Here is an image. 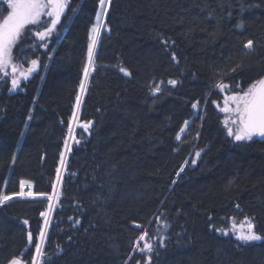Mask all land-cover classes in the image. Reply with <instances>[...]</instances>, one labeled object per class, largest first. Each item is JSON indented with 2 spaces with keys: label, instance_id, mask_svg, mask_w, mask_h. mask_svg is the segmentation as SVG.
Here are the masks:
<instances>
[{
  "label": "trees",
  "instance_id": "1",
  "mask_svg": "<svg viewBox=\"0 0 264 264\" xmlns=\"http://www.w3.org/2000/svg\"><path fill=\"white\" fill-rule=\"evenodd\" d=\"M98 10L69 0L51 38L13 47L39 68L1 100L0 196L23 180L32 198L1 203L0 264H30L41 228L42 264H264V241L233 230L264 236V138L228 137L217 87L264 77V0H111L85 79Z\"/></svg>",
  "mask_w": 264,
  "mask_h": 264
},
{
  "label": "snow or ice",
  "instance_id": "2",
  "mask_svg": "<svg viewBox=\"0 0 264 264\" xmlns=\"http://www.w3.org/2000/svg\"><path fill=\"white\" fill-rule=\"evenodd\" d=\"M7 4V14L0 15V71L6 70L10 65L13 69V79L12 87L16 88L19 84V79L16 77V73L19 71L20 78L27 79L38 65L37 60H31V67L27 70L20 71L17 66L12 63L13 56L12 50L13 47L17 44L19 37L23 33L24 29L28 25H39L43 30H38L35 32V36L39 38L40 41H45L47 37H50L53 31L56 29L57 24L61 21V16L64 15L65 9L69 7V0H5ZM111 3V0H99V10L96 12V23L91 28V43L88 46V65L84 68L85 79L89 75V67L92 64L93 49L97 42V37L100 34L101 28L104 25L101 23L102 18L107 14V6ZM74 11V10H73ZM42 17L51 18L50 21L42 22ZM242 26V25H238ZM167 43V42H165ZM46 46V45H41ZM246 49L251 50L253 47V41L248 40L244 44ZM172 59L175 60L176 57L173 54ZM241 67L237 65L232 68V72H236L237 69ZM121 71H125L121 69ZM7 75V73L5 72ZM127 74V73H126ZM170 84H176V81H169ZM221 90L226 89L227 85L221 83L217 85ZM234 87H239V85H234ZM81 89H84V83H81ZM154 91H159L157 86ZM242 94L232 95L225 98V107L222 111L230 112L235 115V119L225 120V125L227 126V135L229 137H234L235 141H249L254 136L264 137V77L253 82L246 91L241 89ZM79 97L77 101L79 102ZM232 102L235 104V108H229L228 103ZM192 107L197 108V104H193ZM91 122L82 125L85 131H87L89 124ZM235 125V130L233 127L228 126ZM188 122L185 121V125ZM71 132V127L69 128ZM184 131L183 128L180 130ZM180 139V136L177 135V140ZM79 141H77L78 143ZM63 156V154H62ZM196 156L199 157L200 153L197 152ZM63 163V160L61 161ZM185 163H188L187 161ZM191 163L195 164L196 161L193 160ZM183 171V167L180 169ZM59 172V169H57ZM179 175V173H177ZM25 181L20 182L21 192L20 195H24L23 188L25 186ZM175 183V181H173ZM32 195V193H28ZM11 196L2 195L0 196V203L10 200ZM51 200V197H49ZM239 207V205H237ZM52 205L49 204V210H51ZM41 216L47 217V213L42 212ZM25 224L28 221H24ZM78 224L79 221H76ZM247 227L243 224L237 229L235 221L233 222V230L236 234V238L239 241L248 243L253 241H264V236L258 235L253 229L254 225L250 220L246 218ZM48 220L45 219V225L47 226ZM219 231V229H217ZM223 235L228 233L224 231ZM46 229L41 228L39 232V242L35 244L36 255L32 258L30 264H42L41 258L44 256L43 246L46 239ZM147 232L144 235L139 237L140 241H144L147 237ZM29 244L33 243L32 233L29 232L27 236ZM160 247H163V241L160 242ZM147 250L148 253L154 251V246L152 243H145L143 248H140V251ZM62 252L63 250L60 249ZM152 257L148 256L147 264H151ZM9 264H24V261L19 257H14L9 261Z\"/></svg>",
  "mask_w": 264,
  "mask_h": 264
},
{
  "label": "rangeland",
  "instance_id": "3",
  "mask_svg": "<svg viewBox=\"0 0 264 264\" xmlns=\"http://www.w3.org/2000/svg\"><path fill=\"white\" fill-rule=\"evenodd\" d=\"M2 1H4V0H2ZM108 7V6H107ZM65 12H66V9H65ZM65 14V13H64ZM63 16V15H62ZM43 18V17H42ZM49 20V19H51V18H49V17H47V18H45L44 17V19L43 20ZM103 20H104V17L102 18V21H101V23L103 22ZM34 27H39V25H28V26H26L25 27V29H24V31H23V33L25 32V30L27 29V28H34ZM101 30H102V28H101ZM27 31V30H26ZM102 31H100V33H101ZM23 33L21 34V36L23 35ZM100 35V34H99ZM20 36V37H21ZM99 37V36H98ZM98 37H97V41H98ZM35 38V40H37V38L36 37H34ZM96 45H97V42H96ZM96 45H95V47H96ZM95 47H94V49H93V52H94V50H95ZM13 63V62H12ZM38 68H39V66L37 65V67H36V69H35V72H38ZM20 70V69H19ZM9 71H11V73L13 72V69H12V67H11V65L6 69V70H2V71H0V74L1 73H3V75L4 76H6V78H8V76H10L9 74H8V72ZM5 72L7 73V75L5 74ZM3 75H1V76H3ZM12 78V77H11ZM10 78V79H11ZM219 92H220V95H222L223 97H224V99L226 98V97H229V96H232L233 94H231V93H229L228 92V90L227 89H223V90H221L220 88H219ZM225 107V102H224V104H223V108ZM228 107L229 108H235V104L234 103H232V102H229L228 103ZM222 107L221 108H219V109H221V111H222V109H223ZM195 114H196V116L198 115V113L200 112V107L197 105V108H195ZM222 114L224 115V120H232V119H235L236 117H235V115L233 114V113H230V112H225V111H222ZM225 122V121H224ZM190 126V123H188L187 125H185L184 126V131L181 133V136H180V139L179 140H181L182 139V136H183V134L187 131V129H188V127ZM228 126H231V127H233V129L235 130V125H231L230 123H229V125ZM225 129H226V131H227V126L225 125ZM227 134V133H226ZM229 137V136H228ZM230 138H234V137H230ZM63 169V168H62ZM253 242H258V241H253Z\"/></svg>",
  "mask_w": 264,
  "mask_h": 264
},
{
  "label": "flooded vegetation",
  "instance_id": "4",
  "mask_svg": "<svg viewBox=\"0 0 264 264\" xmlns=\"http://www.w3.org/2000/svg\"><path fill=\"white\" fill-rule=\"evenodd\" d=\"M0 4H5V0L4 1L0 0ZM51 36L47 37L46 39L51 38ZM41 42H43V41H41ZM30 67H31V63H29V65L27 67L25 65H22L20 71L27 70ZM34 72H35V70L30 75H28L27 79H23V78H20V74H19V71H18L15 74L17 79H19V84L17 85L16 88L12 87L13 75H12V78L9 79V78H6V76H4L3 73H1L0 74V104H1L2 97L4 95H9V96L15 95L18 92V90L22 87L23 83L25 81H27L28 79H30L31 75L34 74ZM1 75H3V76H1Z\"/></svg>",
  "mask_w": 264,
  "mask_h": 264
},
{
  "label": "built area",
  "instance_id": "5",
  "mask_svg": "<svg viewBox=\"0 0 264 264\" xmlns=\"http://www.w3.org/2000/svg\"><path fill=\"white\" fill-rule=\"evenodd\" d=\"M24 193H25L24 197H29L30 196V195H28V193H30L29 190H25Z\"/></svg>",
  "mask_w": 264,
  "mask_h": 264
},
{
  "label": "water",
  "instance_id": "6",
  "mask_svg": "<svg viewBox=\"0 0 264 264\" xmlns=\"http://www.w3.org/2000/svg\"><path fill=\"white\" fill-rule=\"evenodd\" d=\"M60 22H61V21H60ZM59 24H60V23H59ZM59 24H57L56 28L59 26ZM54 31H55V30H54ZM54 31H53V32H54ZM260 137H261V136H260ZM262 138H264V137H262ZM182 172H183V171H182ZM182 172H181V174H182ZM43 218H44V217H43Z\"/></svg>",
  "mask_w": 264,
  "mask_h": 264
},
{
  "label": "bare ground",
  "instance_id": "7",
  "mask_svg": "<svg viewBox=\"0 0 264 264\" xmlns=\"http://www.w3.org/2000/svg\"><path fill=\"white\" fill-rule=\"evenodd\" d=\"M34 37H36V36H35V34H34ZM36 38H37V37H36ZM36 41H37V42H39V43H41V42H40V41H38V40H36ZM180 175H181V173H180Z\"/></svg>",
  "mask_w": 264,
  "mask_h": 264
}]
</instances>
